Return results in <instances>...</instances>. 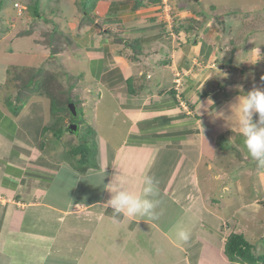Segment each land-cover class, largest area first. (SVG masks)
I'll return each instance as SVG.
<instances>
[{"label":"crops","instance_id":"crops-1","mask_svg":"<svg viewBox=\"0 0 264 264\" xmlns=\"http://www.w3.org/2000/svg\"><path fill=\"white\" fill-rule=\"evenodd\" d=\"M80 1L70 19L59 12L56 29L48 21L49 41L19 36V14L0 33L5 58L40 56L0 65V264H248L226 254L233 233L264 255V165L248 154L235 117L210 115L230 116L242 85L230 87L226 21L189 0H86V11ZM24 37L36 41L29 51L16 46ZM39 67L60 74L54 80L80 101L97 168L82 171L70 156L79 126L66 121L60 138L46 131L50 98L34 94L18 114L6 106L17 74ZM225 150L242 158L236 171L218 160ZM145 174L157 182L159 219L114 217L105 185L119 176L140 194Z\"/></svg>","mask_w":264,"mask_h":264},{"label":"rangeland","instance_id":"rangeland-1","mask_svg":"<svg viewBox=\"0 0 264 264\" xmlns=\"http://www.w3.org/2000/svg\"><path fill=\"white\" fill-rule=\"evenodd\" d=\"M0 1H3V9L0 11V33H3L4 30L8 29V26L10 25L8 22L10 16H18L19 14L20 21L17 22L15 29L17 30L19 36H21V34L24 36L34 33L40 36H46L44 40L47 39V41L52 38V28L49 26V23H52L53 27L55 28L54 19L57 20L59 15L64 16L65 20H67L70 19L72 14L74 15V13H76L78 10V8H74L72 0H41V13H43L44 17L46 18L45 21H41L32 15L31 8L34 7L35 0ZM189 2L192 4L194 9H196L205 17L215 16L226 21L224 45L226 50L225 62L229 61L230 66L234 68V70L230 73V77L232 78L229 79V82L232 83L230 84L231 89L237 87V84L235 83L236 81L242 84H239L240 87L247 85V92L253 90L254 88H264V79H262L264 78V60L255 65L241 63L250 59L251 54L249 52L253 48H261V53L264 54V0H189ZM25 9H27V11ZM60 11L61 13L59 14ZM59 26L62 28L61 25ZM32 42L24 37L16 42V46L17 48L20 47L24 49L22 51H29L31 50L30 47H33L30 46ZM18 51L19 50H16V52ZM39 58L40 56L36 55L29 57L25 54H20L19 51V54L16 53L7 59L2 53H0V65L1 63H5L6 65L10 64L13 66L14 64H29L27 63L29 59L32 60L31 62L33 63L35 59L39 60ZM38 62L40 61H37L36 64H38ZM48 81H50V79ZM54 85L56 84L54 83ZM64 86H66V84ZM53 91L55 92L54 94ZM246 91L244 90L245 94L247 93ZM50 92L53 96L63 99L66 95V88H57V86L56 88L51 87ZM61 93L65 95H62V97L57 96ZM73 121V125H76L77 127L79 126L78 132L75 136V140L77 141V139H81L84 127L88 128V125L86 122L87 120L85 121L82 116L81 110H79L78 118L74 117ZM89 127L91 128V126ZM93 132L96 133L94 130ZM238 137H240V135L238 132H236L234 138L237 145L238 143L242 142V136L240 139H238ZM79 142H82V139L81 141H77L76 144ZM232 146L233 145H230L228 148L231 149ZM70 149L71 148L69 145L67 146L66 151H69ZM220 159L221 162L225 161L227 164H229L230 168H233L232 170L236 171L237 165L240 164L239 160L242 158H238L237 155L230 154L229 151L225 150L218 153V160ZM261 169L262 168H260V170ZM250 171V169L245 171L244 169H240L239 172L242 175H251Z\"/></svg>","mask_w":264,"mask_h":264},{"label":"clouds","instance_id":"clouds-1","mask_svg":"<svg viewBox=\"0 0 264 264\" xmlns=\"http://www.w3.org/2000/svg\"><path fill=\"white\" fill-rule=\"evenodd\" d=\"M249 53L251 54L250 59L241 63L255 65L264 60L261 48H253ZM238 91L240 94L236 97L235 103L230 105V116L225 117L223 111H212L210 115L215 118H225L228 124L235 117V128L243 136L248 154L252 159L264 165V88H254L247 94L244 93L242 87ZM72 125H70V130H72ZM125 183L123 178L116 176L105 185V190L111 197L106 205L113 210L114 217L123 215L130 218L159 219L156 209L160 202L156 199L158 188L154 177L147 174L143 176L140 194L127 190L123 186ZM176 237L179 241L187 243L190 233L180 228L176 232Z\"/></svg>","mask_w":264,"mask_h":264},{"label":"trees","instance_id":"trees-1","mask_svg":"<svg viewBox=\"0 0 264 264\" xmlns=\"http://www.w3.org/2000/svg\"><path fill=\"white\" fill-rule=\"evenodd\" d=\"M90 3V1L81 0L78 3V6L86 11L89 8ZM40 6L42 8L41 0H35L34 7L31 8L32 15L41 21H45L46 18L43 13H41ZM42 69L43 67H39L38 69H22V71L17 74V96L15 99L7 97L5 104L11 112L18 114L34 94L47 96L51 100L52 126L46 131H53L54 134L60 138L66 131V121H69L70 124L74 122V116L69 108L70 104L75 105L79 115L78 107H80V101L74 100L75 98L71 94V87L68 83H64L63 80L57 83L54 80L57 76L62 78L60 74H43ZM66 76L67 75H65V78ZM47 79H50V81ZM54 83L56 85H54ZM65 84L66 86H64ZM56 86L57 88H66V95L63 93L57 95L59 97L65 95V98L60 99L51 94V87L56 88ZM54 93L55 92L53 91V94ZM81 139L82 142H79V144L70 151V156H80L79 159L75 160V166L82 171H86L89 167L97 168L98 146L95 141V133L93 132V129L89 126L88 128L84 127ZM81 139H79V141H81ZM226 254L232 261L248 264H264V255H257L254 252L252 245L242 234L233 233L230 235L226 244Z\"/></svg>","mask_w":264,"mask_h":264},{"label":"water","instance_id":"water-1","mask_svg":"<svg viewBox=\"0 0 264 264\" xmlns=\"http://www.w3.org/2000/svg\"><path fill=\"white\" fill-rule=\"evenodd\" d=\"M197 1H198V0H197ZM69 108H70L71 113L73 114V116L76 117V116H77V110H76L75 105H74V104H70ZM71 129H72V130H73V129L76 130V129H77L76 125H72V126H71Z\"/></svg>","mask_w":264,"mask_h":264}]
</instances>
